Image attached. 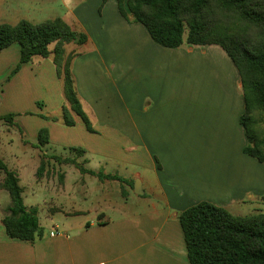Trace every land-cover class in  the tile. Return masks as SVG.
Wrapping results in <instances>:
<instances>
[{
  "label": "crops",
  "instance_id": "obj_1",
  "mask_svg": "<svg viewBox=\"0 0 264 264\" xmlns=\"http://www.w3.org/2000/svg\"><path fill=\"white\" fill-rule=\"evenodd\" d=\"M86 3L82 0L85 7L64 21L77 31L75 19L88 42L65 49L75 54L76 90L97 133L75 114L74 127L51 119L60 118L68 106L62 82L59 106L47 115L42 111L36 123L49 131L50 143L68 152L57 156L76 159L87 170L137 180L140 194L135 185L121 186V201L113 202L106 196L110 189L100 187L110 180L83 174L97 178L99 186L91 189L83 180V200L90 206L78 207L67 180L73 169L81 172L46 158V165L56 163L57 175L49 181L46 172L37 184L45 191V203L50 200L53 219L62 215L63 233L56 225L52 237L53 230H44L41 221L42 232L33 243L9 239L4 232L0 264H190L182 212L209 202L236 216L264 213V164L244 152L248 140L241 124L245 102L239 72L218 45L163 47L142 24L128 23L116 0H108L96 19ZM86 22L93 25L94 36ZM23 69L39 78L57 73L52 57L35 58L18 73ZM95 135L133 136L134 146H102L101 139L94 146ZM74 148L85 153L78 156ZM94 156L103 161L92 165ZM65 166L73 169L63 172ZM21 170H15L20 183ZM10 204L0 207V227Z\"/></svg>",
  "mask_w": 264,
  "mask_h": 264
},
{
  "label": "trees",
  "instance_id": "obj_2",
  "mask_svg": "<svg viewBox=\"0 0 264 264\" xmlns=\"http://www.w3.org/2000/svg\"><path fill=\"white\" fill-rule=\"evenodd\" d=\"M108 0H103V7ZM120 15L130 24H142L157 44L167 48L218 45L236 66L242 85L245 112L241 116L248 145L244 152L264 164V139L256 115L264 113V0H116ZM88 35L75 31L61 18L34 24L27 20L17 25H0V51L13 44L20 46V59L12 73L35 58L52 57L63 82L68 106L61 109V120L74 127L73 114L80 117L88 131L95 132L79 99L72 63L75 54L65 46H82ZM53 47V48H52ZM9 126L15 116H0ZM44 138V140H42ZM40 144H49V131L39 133ZM78 156L82 149H72ZM45 157V156H44ZM60 164L73 165L83 174L100 181H119L133 189L134 182L118 174L87 170L76 159L52 155ZM46 163L37 175L42 178ZM9 193L11 204L2 223L9 239L33 243L40 236L39 210L25 203L24 189L15 170L0 159V191ZM123 196H127L123 190ZM190 264H264V213L236 216L225 208L201 202L179 216Z\"/></svg>",
  "mask_w": 264,
  "mask_h": 264
},
{
  "label": "rangeland",
  "instance_id": "obj_3",
  "mask_svg": "<svg viewBox=\"0 0 264 264\" xmlns=\"http://www.w3.org/2000/svg\"><path fill=\"white\" fill-rule=\"evenodd\" d=\"M81 4L82 0H0V25L9 24L14 26L22 20L39 24L56 18L70 21V17H73L71 11H77ZM100 4L101 0H87L85 5L92 11V19L93 17L94 19L100 18L102 15L103 7ZM83 7L85 6L79 7L80 10ZM72 20L77 27V31L83 32L82 27L76 23V20ZM86 24L92 36H94L93 25L87 22ZM66 49L70 51V45L66 46ZM19 58L20 46L18 44H13L9 48L0 51V116L14 115L16 123L14 127H10L4 120L0 119V159L10 168L19 171L18 173L23 169L21 186L24 189L25 201L28 205L40 207L39 216L44 230H53L57 225L59 227L58 231L63 233L64 228L59 221L62 215H56V219H53V215L49 211L50 200L45 203L43 199L45 191L41 190L37 184V181L39 182L42 179L37 173L41 162L46 163V158L53 160L51 159L52 154L65 156L68 152L63 147L50 142L45 147H41L43 145L40 144L39 133L43 128H39L36 123L42 111L47 115L59 106L62 79L59 78L57 73L51 75L50 71L44 72V76L40 78L34 74L35 71L29 69L26 72L23 69L20 73L13 74L12 71L19 63ZM35 66L37 65L35 64ZM255 118L258 121L261 137L264 139V113L256 115ZM6 127H10V129L6 131ZM35 133H37V136H33ZM26 139L30 140V144L26 143ZM92 139L91 145L94 146L98 145L99 139L103 142L102 146H134L133 136L95 135ZM93 141H95V144ZM41 150L48 155L44 157L45 154L43 155ZM102 161L101 157L94 156L92 165H99ZM36 163H40L39 167L34 165ZM51 163L52 161H49V165H46L42 176L44 177L47 172L46 175H48L49 181L54 180L58 169L56 163ZM69 169L73 168L65 166L62 171ZM98 179L83 175L75 169L70 173L67 180V190L72 194V201L73 199L78 200L76 204L78 207L90 206V204L88 205L89 200H83L86 190L81 188L82 181L84 180L92 189L94 186H99ZM134 185H137V180ZM121 186L124 189L126 188V184L119 181L100 183L101 188H106V191L110 189L109 194H106V196H110L113 202L121 201ZM52 196L55 197V195ZM91 198H94L92 194H90L89 199ZM62 200L65 203L67 202V199ZM124 202L118 204L122 205ZM8 203H11L10 195L7 191H3L0 195V207L6 206ZM127 206L132 207L131 203ZM248 213L246 215H251ZM3 230L4 227H0V235L4 234L5 231Z\"/></svg>",
  "mask_w": 264,
  "mask_h": 264
},
{
  "label": "water",
  "instance_id": "obj_4",
  "mask_svg": "<svg viewBox=\"0 0 264 264\" xmlns=\"http://www.w3.org/2000/svg\"><path fill=\"white\" fill-rule=\"evenodd\" d=\"M138 188H139V183L137 182V185H135V187H134V192L136 193V194H140V192H138ZM142 194V193H141Z\"/></svg>",
  "mask_w": 264,
  "mask_h": 264
},
{
  "label": "built area",
  "instance_id": "obj_5",
  "mask_svg": "<svg viewBox=\"0 0 264 264\" xmlns=\"http://www.w3.org/2000/svg\"><path fill=\"white\" fill-rule=\"evenodd\" d=\"M56 233H57V229H55V230H53V231L51 232V236L54 237V236L56 235Z\"/></svg>",
  "mask_w": 264,
  "mask_h": 264
}]
</instances>
